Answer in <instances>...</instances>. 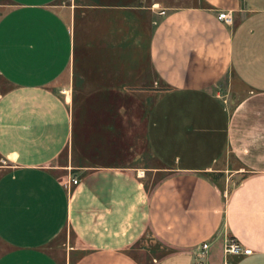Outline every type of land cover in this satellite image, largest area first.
<instances>
[{
    "label": "crops",
    "instance_id": "obj_1",
    "mask_svg": "<svg viewBox=\"0 0 264 264\" xmlns=\"http://www.w3.org/2000/svg\"><path fill=\"white\" fill-rule=\"evenodd\" d=\"M0 1V264H264V0Z\"/></svg>",
    "mask_w": 264,
    "mask_h": 264
},
{
    "label": "rangeland",
    "instance_id": "obj_2",
    "mask_svg": "<svg viewBox=\"0 0 264 264\" xmlns=\"http://www.w3.org/2000/svg\"><path fill=\"white\" fill-rule=\"evenodd\" d=\"M80 1H83V0H80ZM85 1H88V0H85ZM95 1L98 4V3H103L104 0H95ZM109 1L110 0H106V2H109ZM112 1H114V3H128V4H133V5H136V4L150 5V6H153V8L157 9L159 11V13L162 14V13L165 12V10H169V9H172V8H175V7H179V6L196 4V3H198L199 0H112ZM74 4H75V0H57V2H55V6L57 8L63 9V10H66V8L71 9V7H73ZM6 5L7 4H6L5 1H0V10L4 9ZM77 16H78L77 22H78V25L80 26V28H78L79 34L77 33V35H78V51L80 52L81 48L83 46L82 42H83L84 38L86 37V34L83 31H81L82 25L85 24L87 26L88 19L89 18L91 19V13L90 14H88V13H84V14L83 13H79V14H77ZM99 16H100V12H96L95 13V19L92 22V25H93L94 22L95 23L99 22ZM91 20H93V18ZM97 27H98V24H97ZM97 30L100 31V29H97ZM84 49L86 50V46L85 45L83 47V50ZM92 53L94 55L96 54L95 57H97V58H98V55L102 56V51H97L96 52L95 50H93ZM233 78L235 79V77H233ZM236 83H235V85H237L239 87V89L241 90L240 93H239V96H241V95H243V93H245L244 92L246 90L245 85L242 82H240V81H237ZM164 88H166V87L163 86L162 89H164ZM0 94H1V91H0ZM228 97L230 99L232 97H234V99H235L236 98V94L234 92H229ZM129 98H130V96H129ZM150 99L151 98H148V100H147V97L144 96V95L143 96L142 95H132L131 96V100L133 102H135L136 100H138V101L143 100L144 101V103H143L144 107L149 104ZM129 102H130V99H129ZM133 111L136 112L135 109H133ZM140 112H141V110H140ZM143 112H144V110H143ZM242 173H243V171H240V172H237V173H233L230 176V178H229V180H228V182L226 184V187H227L226 189H228L229 187H232L243 176ZM59 240H60V238H58L56 241L59 242ZM159 247L163 248L162 245H160ZM72 259L73 258H71L70 264H72V262H73Z\"/></svg>",
    "mask_w": 264,
    "mask_h": 264
},
{
    "label": "built area",
    "instance_id": "obj_3",
    "mask_svg": "<svg viewBox=\"0 0 264 264\" xmlns=\"http://www.w3.org/2000/svg\"><path fill=\"white\" fill-rule=\"evenodd\" d=\"M218 17L226 22L232 21L231 13L228 10L220 11ZM139 173L143 174L140 171ZM71 181L73 183H76L78 179L76 177H72ZM209 246L210 243L208 241H204L202 243L201 249L198 252H196L192 264H210L208 261ZM223 250L227 256L229 254H251L253 251L251 247L244 246L240 241H238L236 238L233 237H230L228 240H226ZM214 264H234V263L228 258H225L223 261Z\"/></svg>",
    "mask_w": 264,
    "mask_h": 264
}]
</instances>
